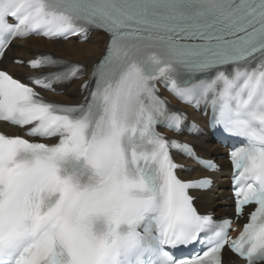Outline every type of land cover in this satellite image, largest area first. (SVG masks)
Listing matches in <instances>:
<instances>
[{"label":"snow or ice","instance_id":"obj_1","mask_svg":"<svg viewBox=\"0 0 264 264\" xmlns=\"http://www.w3.org/2000/svg\"><path fill=\"white\" fill-rule=\"evenodd\" d=\"M90 30L108 43L77 104L38 89L79 78L78 64L15 59L27 82L0 68V121L22 132H0V264H224L225 250L264 264V0H0V60L31 35ZM158 84L239 141L234 219L194 205L212 180H182L172 151L218 167L158 131L187 119Z\"/></svg>","mask_w":264,"mask_h":264},{"label":"bare ground","instance_id":"obj_2","mask_svg":"<svg viewBox=\"0 0 264 264\" xmlns=\"http://www.w3.org/2000/svg\"><path fill=\"white\" fill-rule=\"evenodd\" d=\"M106 40L107 36L101 32L93 33L89 39L82 43L75 42L72 39L65 41H51L30 36L26 40L14 42V46H11L7 50L5 58L1 61V67L8 70L14 76L23 79V73L26 72L27 69L25 66L13 64L12 59H28L33 56L37 50L41 49L49 50L65 59L76 61V63L79 62L78 64L85 68L86 77L81 80L72 81L71 83H63L59 85V88H62L63 91L59 96H56L61 102L77 103L82 95L81 84L83 81H87L86 79L89 72L92 70V66L103 53ZM6 129L7 131L10 130L13 134H18L16 130L11 128ZM184 138L190 141L205 157L211 158L215 155L224 153V150L220 149L219 146L210 142V137L208 135ZM218 162L221 165V172L219 174H212L215 180L219 179L218 186L203 192H193V195L197 197L195 203L199 211L203 212L207 209H211L216 212L217 216L226 214L231 210V201L226 200V196L228 195L226 189L228 184L227 176L230 170L225 159H219ZM202 174L205 173L195 167L192 173H186L182 176L184 179H191ZM203 201H207V203L205 204ZM226 205H229L230 207L224 208Z\"/></svg>","mask_w":264,"mask_h":264},{"label":"rangeland","instance_id":"obj_3","mask_svg":"<svg viewBox=\"0 0 264 264\" xmlns=\"http://www.w3.org/2000/svg\"><path fill=\"white\" fill-rule=\"evenodd\" d=\"M77 63H79V62H77ZM60 95V94H59ZM59 95H57V96H59Z\"/></svg>","mask_w":264,"mask_h":264}]
</instances>
